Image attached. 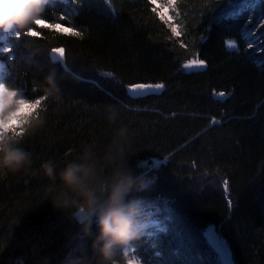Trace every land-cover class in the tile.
<instances>
[{"label":"trees","instance_id":"16d2710c","mask_svg":"<svg viewBox=\"0 0 264 264\" xmlns=\"http://www.w3.org/2000/svg\"><path fill=\"white\" fill-rule=\"evenodd\" d=\"M165 2L46 0L39 18L65 15L67 26L70 17L83 39L34 24L19 37L0 31V80L9 90L35 101L55 81L37 110L43 123L17 137L31 168L0 180V264H33V253L59 264L69 249L90 244L52 210L40 165L52 160L59 170L85 144H106L109 112L129 129L128 166L156 178L137 197L148 223L128 246L141 264H224L209 227L232 264H264V0H177L179 38L151 11ZM30 28L39 35H23ZM226 40L237 50L227 51ZM54 47L64 48L63 64L51 61ZM194 56L206 68L182 71ZM109 72L115 79L101 75ZM157 82L165 84L160 94L139 99L125 87ZM219 92L225 98L214 99ZM117 259L129 264L123 249Z\"/></svg>","mask_w":264,"mask_h":264},{"label":"clouds","instance_id":"9594fccd","mask_svg":"<svg viewBox=\"0 0 264 264\" xmlns=\"http://www.w3.org/2000/svg\"><path fill=\"white\" fill-rule=\"evenodd\" d=\"M45 3L46 0H0V31H25L41 16ZM47 83L50 87L45 89L46 97L53 95L54 88L51 79ZM106 120L112 127L102 147L95 142L85 144L59 170L52 160L40 165L48 182L46 196L52 210L74 225L83 240L91 241L86 248L66 251L59 264H119V251L137 240L147 227V217L137 197L148 191L156 178L138 171L140 164L128 166L124 158L129 129L116 126L115 112L107 113ZM42 123L36 121L29 127ZM19 142L9 135L0 140V180L31 168L32 153L19 147ZM33 255V264H54L52 254Z\"/></svg>","mask_w":264,"mask_h":264},{"label":"snow or ice","instance_id":"6c2138e0","mask_svg":"<svg viewBox=\"0 0 264 264\" xmlns=\"http://www.w3.org/2000/svg\"><path fill=\"white\" fill-rule=\"evenodd\" d=\"M67 2V0H66ZM72 4H77L78 0H70ZM107 2V0H105ZM153 5L157 4V0H150ZM260 0H255V3L258 4ZM170 9L172 14L166 13L163 9ZM114 11V9H113ZM153 13H156L159 19L167 26V28L171 32V37H181L183 31V21H179V23H174V20H177L180 16V12L177 9V0H166L164 4L160 6V10L157 7H153L151 9ZM239 13H232L231 15H238ZM72 15H75V9L72 10ZM46 18H38L34 25L42 26L43 28L58 31L61 34H68L72 37L84 38L85 30H78L74 24L71 22V18L68 17V24L64 26L61 22L66 20L65 15H59L56 17L55 21L52 23H46ZM21 33H16V36L19 37ZM23 35L27 37H36L39 35L38 31L35 29H28ZM250 35V34H249ZM170 37V38H171ZM204 39V38H202ZM226 50L232 52L233 50H237L238 46L233 40H226L225 42ZM181 47H186L183 41H180ZM4 52L10 51L8 48L3 49ZM65 56V50L63 47H54L50 49V59L53 63H61L63 64ZM65 71H70L67 68V65L64 64ZM206 68V64L203 60H200L198 56H194L192 59L184 62L182 64V71H186L190 73L191 71H200ZM3 65H0V71H2ZM102 76L106 78L115 79L114 74L112 73H101ZM79 78V77H77ZM53 85L55 87V81L53 80ZM127 94L131 99H139L143 98L149 94H160L164 88V83H134L126 85ZM225 98L224 92H219L214 94V99L221 100ZM46 99V97L37 99L35 101H29L28 99L23 97L22 92H17L13 90H9V86L6 82L0 81V140L4 139L8 136V133H12L13 138H17L22 136L26 131L25 125L30 126L32 120L40 121L38 108L41 104V100ZM259 107V105L257 106ZM213 124L217 123V121L213 120ZM224 190L227 192L228 189V181H223ZM229 206H231L232 201H228ZM212 239L214 242V246L216 250L222 254V258L226 257V249L223 247L221 241L215 239L214 234L212 235ZM125 255H127V250H125ZM157 256L160 255L159 252L156 253ZM17 264H23V261H18ZM129 264H138V262L130 261Z\"/></svg>","mask_w":264,"mask_h":264},{"label":"rangeland","instance_id":"374dc122","mask_svg":"<svg viewBox=\"0 0 264 264\" xmlns=\"http://www.w3.org/2000/svg\"><path fill=\"white\" fill-rule=\"evenodd\" d=\"M213 234L215 236V239L218 240V241H221L222 244H223V247L226 249V257H227L226 259L225 258H222V254L217 251L218 254L220 255L223 263L224 264H232V259H231L230 251H229L228 247L226 246L225 242L219 237V235H217L214 227H209L207 229V231H206V236H207L209 242L212 244V246L216 249V247L214 246L213 239H212V235ZM125 250H127V255H125ZM123 253H124V256L127 259L128 263L130 261H133V262H138V264H141V262L137 259V257L134 256L133 254H131V251H130V249L128 247L125 248V249H123Z\"/></svg>","mask_w":264,"mask_h":264}]
</instances>
